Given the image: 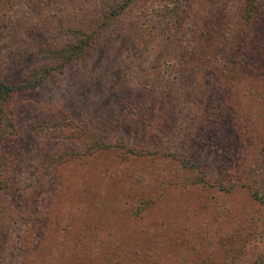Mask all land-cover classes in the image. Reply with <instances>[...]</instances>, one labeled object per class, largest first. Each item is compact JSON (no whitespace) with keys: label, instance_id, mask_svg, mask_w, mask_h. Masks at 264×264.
Here are the masks:
<instances>
[{"label":"rangeland","instance_id":"obj_1","mask_svg":"<svg viewBox=\"0 0 264 264\" xmlns=\"http://www.w3.org/2000/svg\"><path fill=\"white\" fill-rule=\"evenodd\" d=\"M124 2L0 0V264H264V0Z\"/></svg>","mask_w":264,"mask_h":264},{"label":"trees","instance_id":"obj_2","mask_svg":"<svg viewBox=\"0 0 264 264\" xmlns=\"http://www.w3.org/2000/svg\"><path fill=\"white\" fill-rule=\"evenodd\" d=\"M130 2L132 3L133 0H125V2L119 7V11L124 10L128 5L131 4ZM161 12L162 8H151L150 15L155 18V22L158 21L164 33L167 34L168 32L173 31V29L175 30V25L176 27L180 25L179 10H171V14L174 19L171 22L175 23L174 27L173 24L169 25L161 19ZM74 34L76 35V40L74 42H71L62 47L51 49L46 48L45 53H49V56L52 55L54 59L60 60L59 63H61V65L63 63L67 64L73 60L78 59L84 53L85 48L90 43V37L86 36L83 38V35L81 36L80 32H75ZM55 68L62 69L61 67L54 66H46L42 69H35L34 72L29 75L28 79L22 83H7L4 81H0V145L14 140V127L10 119L8 118V105L12 94L28 88L36 87L38 84H40L41 79L48 77L53 71H55ZM7 146H9V144H7ZM100 146L105 145L100 143ZM4 151H6V148L4 149ZM6 152L0 151V163L3 162V157L6 155Z\"/></svg>","mask_w":264,"mask_h":264}]
</instances>
